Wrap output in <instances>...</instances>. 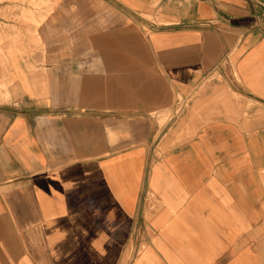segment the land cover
Here are the masks:
<instances>
[{"label":"crops","instance_id":"0c3cea01","mask_svg":"<svg viewBox=\"0 0 264 264\" xmlns=\"http://www.w3.org/2000/svg\"><path fill=\"white\" fill-rule=\"evenodd\" d=\"M49 2L0 60V264H264V0Z\"/></svg>","mask_w":264,"mask_h":264},{"label":"rangeland","instance_id":"374dc122","mask_svg":"<svg viewBox=\"0 0 264 264\" xmlns=\"http://www.w3.org/2000/svg\"><path fill=\"white\" fill-rule=\"evenodd\" d=\"M52 7L53 4L49 0H0V16L11 20V13L18 14L17 18L13 19L18 22V28L14 27L17 29V35L0 36V60L3 64L4 60L11 59L13 55L27 59L42 51L44 53L45 49L38 36L37 28L43 20L42 13L44 11L48 13ZM23 32L27 35L25 36ZM169 118V115L164 116L163 121Z\"/></svg>","mask_w":264,"mask_h":264}]
</instances>
